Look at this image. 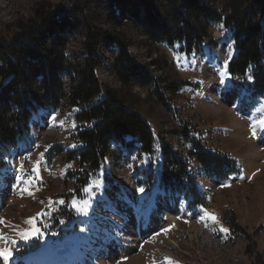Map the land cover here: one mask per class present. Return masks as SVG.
Instances as JSON below:
<instances>
[{
    "label": "rangeland",
    "instance_id": "rangeland-1",
    "mask_svg": "<svg viewBox=\"0 0 264 264\" xmlns=\"http://www.w3.org/2000/svg\"><path fill=\"white\" fill-rule=\"evenodd\" d=\"M37 1L0 0V40L13 39L16 19L30 16ZM50 1L57 6L61 0ZM123 21L127 23L128 49L138 62L146 64L165 54L180 77L194 82L171 99L169 114H175L178 125H186L205 147L228 153L240 172L215 180L188 157L190 165L184 177L190 174L195 178L198 195L189 193L194 202L188 205V198L180 191H171L176 200L178 196L182 211L178 208L177 215L170 217L159 207L169 196L163 192L158 195L161 189L156 173L162 155L156 134L150 154L143 152L137 141L132 147L112 142L105 157L112 156L113 161L109 164L106 158L98 174L80 186L74 175L77 154H67L78 144L76 107L60 104L48 110L50 115L41 116L42 121L33 122L34 148L12 155L9 171L0 173V235L5 237L0 240V250L7 248L10 252L7 261L0 256V264H256L259 255L264 256V97L250 95L244 89L245 80L232 79L227 72L235 48L225 27H220L222 23L211 25L212 38L219 41L217 49L207 41L187 53L182 42H156L151 52L143 33L129 23V17L124 16ZM79 40L72 35L75 58H79ZM111 55L109 45L101 48V66L96 72L101 82L116 85L119 81L111 69ZM149 68L160 73L152 63ZM63 80L69 90L68 73ZM134 92L143 97L147 88L137 85ZM166 95L171 97L169 92ZM52 115H57L55 122ZM150 118L157 125L156 117ZM170 127L169 122L163 126ZM168 140L182 153L193 148L183 136H169ZM155 202L158 210L151 213L148 208ZM121 203L125 210L132 209L131 205L134 209L117 215L122 223L114 226L108 215L114 218L113 213L121 209L111 208ZM162 211L167 216L160 217ZM205 211L214 214L217 222L200 220ZM68 214L77 217L68 222ZM30 218H34L35 228L26 222ZM144 218L148 227H144ZM21 231L33 234L24 240ZM101 232L103 242L110 243H104L101 253L90 258L94 253L91 242ZM248 245L252 253L247 251Z\"/></svg>",
    "mask_w": 264,
    "mask_h": 264
},
{
    "label": "trees",
    "instance_id": "trees-1",
    "mask_svg": "<svg viewBox=\"0 0 264 264\" xmlns=\"http://www.w3.org/2000/svg\"><path fill=\"white\" fill-rule=\"evenodd\" d=\"M124 16L143 33L151 52L156 42H182L189 53L210 41L215 50L219 41L212 38L211 25L222 23L235 48L227 64L230 77L243 78L245 91L264 97V0H61L57 6L38 0L30 16L16 19L13 39L0 40V156L32 131L29 121L41 108L55 109L64 103L76 107L78 144L67 154H77L74 175L80 186L101 170L112 142L137 141L150 154L156 134L162 155L159 184L167 189L198 195L195 178L184 177L188 157L215 180L239 173L228 153L205 147L186 125H178L175 114H169L171 99L194 82L180 77L165 54L146 64L138 62L128 49ZM72 35L80 38L79 58L76 48L71 49ZM107 45L116 85L101 82L96 72L101 48ZM149 63L160 73L155 74ZM64 73L69 74V90ZM137 85L147 88L145 96L134 92ZM166 122L169 129L163 128ZM127 135L135 138L126 139ZM169 136H183L192 150L179 152ZM247 251L253 252L249 245ZM256 264H264L263 254Z\"/></svg>",
    "mask_w": 264,
    "mask_h": 264
},
{
    "label": "snow or ice",
    "instance_id": "snow-or-ice-1",
    "mask_svg": "<svg viewBox=\"0 0 264 264\" xmlns=\"http://www.w3.org/2000/svg\"><path fill=\"white\" fill-rule=\"evenodd\" d=\"M221 28H223V25H220ZM231 53L229 52V55ZM226 63V62H225ZM249 79H251V77H249ZM51 119L53 120V122L56 121L57 119V115H52L51 116ZM261 124H264V121H261ZM253 135H255V131H253ZM22 167V166H21ZM70 167V165H69ZM25 191H27V189H25ZM140 192H143L144 189L143 188H140L139 189ZM28 195H32V193L29 191L28 192ZM60 203H64L63 201H60ZM179 219V217H177ZM205 218L207 219H210L212 220L213 222H217V217L212 214V213H209L207 211L204 212V215L200 217V220H205ZM33 219L34 218H30L29 220H27L26 222L29 223V224H33ZM0 223H3L2 220H0ZM205 226L207 227V224H205ZM33 228H35V225L33 224ZM165 232H167V229L164 230ZM221 231L223 232H228V229L227 228H221ZM33 233L31 232H26V231H21L19 232V235L21 236L22 239L24 240H27L29 239V236L32 235ZM5 237L3 235H0V240H4ZM0 256H3L4 260L7 261L9 259V256H10V252L7 248L3 249V250H0Z\"/></svg>",
    "mask_w": 264,
    "mask_h": 264
},
{
    "label": "bare ground",
    "instance_id": "bare-ground-1",
    "mask_svg": "<svg viewBox=\"0 0 264 264\" xmlns=\"http://www.w3.org/2000/svg\"><path fill=\"white\" fill-rule=\"evenodd\" d=\"M45 114L48 115L47 113H45ZM167 196H169V198L164 199L161 202V205L159 207L164 209V210H166L169 214H171L170 217H174L178 213L176 211L178 210L179 205H178L177 200L175 199V195L167 194ZM123 210H124L123 212H122V209H121L120 212H116L115 214L113 213L114 218L117 219L118 216H121L124 213L125 214L131 213V208L130 207L127 208L126 210L125 209H123ZM116 211H117V209H116ZM152 264H155V263H152ZM159 264H164V263L160 262Z\"/></svg>",
    "mask_w": 264,
    "mask_h": 264
},
{
    "label": "water",
    "instance_id": "water-1",
    "mask_svg": "<svg viewBox=\"0 0 264 264\" xmlns=\"http://www.w3.org/2000/svg\"><path fill=\"white\" fill-rule=\"evenodd\" d=\"M224 45H226V43H224Z\"/></svg>",
    "mask_w": 264,
    "mask_h": 264
}]
</instances>
